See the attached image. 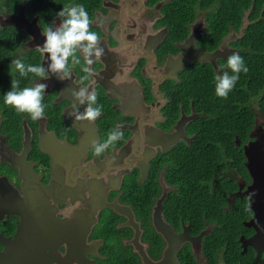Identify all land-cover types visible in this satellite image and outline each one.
<instances>
[{
    "label": "flooded vegetation",
    "instance_id": "1",
    "mask_svg": "<svg viewBox=\"0 0 264 264\" xmlns=\"http://www.w3.org/2000/svg\"><path fill=\"white\" fill-rule=\"evenodd\" d=\"M77 4L86 7L105 50L100 59L93 54L83 84L82 50L81 63L73 67L70 58L63 79L37 51L43 29L59 27L66 17L58 13ZM35 5L36 13L25 0L17 14H4L2 27L28 35L15 56L39 57L48 78L29 74L20 87L46 84L49 107L38 121L14 108L0 111V264H264V231L249 225L255 212L248 210L246 152L257 140L251 134L263 136L264 127L256 118L246 140L228 135L219 155L218 142L207 140L208 133L218 136L216 117L189 79L209 67L221 75L238 38L216 68L196 58L239 33L214 50L201 45L209 34L206 12L195 5L194 20H184L175 0ZM23 7L16 21L38 28L37 41L9 25ZM82 87L95 90L103 105L93 122L76 120L77 109L89 106L72 95ZM113 128L124 138L96 156L93 145Z\"/></svg>",
    "mask_w": 264,
    "mask_h": 264
},
{
    "label": "trees",
    "instance_id": "2",
    "mask_svg": "<svg viewBox=\"0 0 264 264\" xmlns=\"http://www.w3.org/2000/svg\"><path fill=\"white\" fill-rule=\"evenodd\" d=\"M25 0H0V15L6 13L17 14L19 7ZM43 1V0H41ZM184 20L193 21L195 11L193 6L202 12H206L208 24L207 35L199 39L201 45H209L214 49L219 47L222 38L231 32L241 34L232 42V48L244 59L249 71L240 73V78L235 88L229 93L226 99L215 94L214 70L209 67L203 70H196L194 76H190V87L201 94L205 105L208 104L210 112L215 115L218 132L217 137L208 136L209 142H218L217 153L221 154L219 142L224 144L225 138L229 135L231 140L234 134L247 139L248 132H251L255 125V105L264 111V0H175ZM33 7L36 13L37 0H26ZM45 9V8H44ZM44 15V10L41 11ZM245 23H247L245 25ZM28 39L24 31L16 28H0V111L12 107L4 103V94L11 88V80H21L18 72L11 74L10 65L13 59H21L25 64H37L39 57H33L30 53L17 57L23 42ZM225 69L221 75L231 70L227 67V61L221 63ZM14 67V66H13ZM22 81V80H21ZM23 84V83H22ZM7 107V108H6ZM225 132L228 133L225 135ZM213 143L210 144L211 147ZM244 174H246L244 172ZM218 214V213H217ZM220 214H218L219 216Z\"/></svg>",
    "mask_w": 264,
    "mask_h": 264
},
{
    "label": "clouds",
    "instance_id": "3",
    "mask_svg": "<svg viewBox=\"0 0 264 264\" xmlns=\"http://www.w3.org/2000/svg\"><path fill=\"white\" fill-rule=\"evenodd\" d=\"M58 15L66 18L59 27L53 28V26L48 25L43 29L46 41L42 47L37 48V51L41 55L48 54V58L51 61L48 70L52 73L61 74L63 79L70 74V58L73 67L81 63L77 57V52L82 50L85 66L81 68V71L85 75L80 77V83L83 84L91 76L89 66L95 62L92 59L93 54L96 59L102 58L105 54L104 48L98 47L101 44V37L92 30L93 21L83 4L65 7ZM227 67L231 70V75L228 71H225L222 75L215 76V94L224 99L235 88L240 78V73L249 71L243 57L238 52H233L228 57ZM48 70L41 64H25L21 59H13L10 65L11 74L18 72L20 77L24 78L32 74L40 79H47ZM47 87L44 83H36L34 86L21 88L20 81L12 79L10 90L4 94V103L14 108L17 113L27 114L33 121H38L45 116L46 108L49 107V105L44 103V93ZM72 95L80 104H83L85 99L89 104L83 113H79L77 109L76 120L93 122L101 116L103 105L97 104L98 97L95 90L89 93L86 87H82L79 91H74ZM93 105L96 106L93 107ZM123 138V130L113 128L109 131L106 140L93 145L95 155L98 157L103 155L105 150L114 147L116 142ZM255 195V192H251L248 193L247 197L250 201H253ZM250 209L251 204H249L248 210Z\"/></svg>",
    "mask_w": 264,
    "mask_h": 264
},
{
    "label": "water",
    "instance_id": "4",
    "mask_svg": "<svg viewBox=\"0 0 264 264\" xmlns=\"http://www.w3.org/2000/svg\"><path fill=\"white\" fill-rule=\"evenodd\" d=\"M23 12L24 7L22 8L19 16L15 17V19H13L9 25H15L19 27V29L28 30L33 36L34 41H37L38 37L40 36L38 28L25 27L23 25V19L16 21L17 19L21 18L20 16ZM17 22L21 23L18 24ZM193 38L194 36L191 37V40H193ZM226 39L216 52L210 54L202 53L196 59L199 61L210 62L216 68V61L223 57V48H230L229 43L226 46ZM251 137H256L257 140L255 142H251L246 149L248 155V168L253 179V184L250 186L249 193L255 192L256 195L253 198V201H251V208L255 212V217L253 220H251L249 225L259 229L260 231H264V134L263 136H255L254 134H251Z\"/></svg>",
    "mask_w": 264,
    "mask_h": 264
},
{
    "label": "rangeland",
    "instance_id": "5",
    "mask_svg": "<svg viewBox=\"0 0 264 264\" xmlns=\"http://www.w3.org/2000/svg\"><path fill=\"white\" fill-rule=\"evenodd\" d=\"M5 16L4 15H0V27L2 28L3 26H4V23H5ZM200 22L201 23H203L204 22V16L202 15V16H200ZM247 23H245V25H246ZM241 36V34H235V33H233L231 36H229L227 39H226V46H227V44L231 41V40H235L236 38H239ZM228 49H227V47H225V48H223V50H222V52H225V51H227ZM256 105H255V107H254V112H255V114H256V117L259 119V124L260 125H263L262 127H264V113H261L260 112V110H258L257 111V109H256ZM259 128V127H258ZM262 132H259V133H257V132H255V134H256V136H258V135H260Z\"/></svg>",
    "mask_w": 264,
    "mask_h": 264
},
{
    "label": "bare ground",
    "instance_id": "6",
    "mask_svg": "<svg viewBox=\"0 0 264 264\" xmlns=\"http://www.w3.org/2000/svg\"><path fill=\"white\" fill-rule=\"evenodd\" d=\"M1 23V22H0ZM19 28V27H18ZM249 169V168H248Z\"/></svg>",
    "mask_w": 264,
    "mask_h": 264
}]
</instances>
